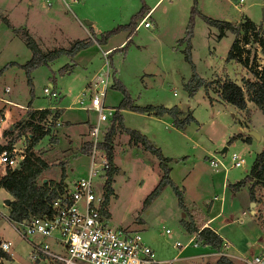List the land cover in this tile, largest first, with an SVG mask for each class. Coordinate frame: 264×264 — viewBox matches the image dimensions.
Wrapping results in <instances>:
<instances>
[{
	"label": "rangeland",
	"instance_id": "1",
	"mask_svg": "<svg viewBox=\"0 0 264 264\" xmlns=\"http://www.w3.org/2000/svg\"><path fill=\"white\" fill-rule=\"evenodd\" d=\"M155 1L0 0V142L7 145L15 139L9 146L16 149L21 160L27 153V138L33 132L26 124L27 110L47 108L49 112L43 118L32 121L47 130L29 149L48 164L37 183L45 179L53 185L62 174L64 184L70 186L88 171L90 157L80 148L89 140L88 130L97 117L95 112L79 108L75 100L83 91L86 96L96 93L100 88L97 79L105 72L109 74L105 107H117L123 97L119 88L111 86L113 76L135 105H177L180 117L189 111L194 118L182 129L173 127L166 114L155 117L118 110L124 128L139 131L168 159L165 165L169 181L145 202L163 173L159 160L115 129L111 143L117 170L111 181L113 194L106 206L107 225L139 233L155 257L171 260L170 264H215L214 257H196L213 248L205 249L201 244L183 248L172 245L176 241L184 245L192 235L183 222L200 226L218 210L222 196L224 212L210 225H222L220 233L234 243V248H222V252L233 254L235 264H247L253 256L264 254V192L252 208L253 215L249 213L250 204L246 205L248 183L236 190L230 185L246 175L261 150L264 117L248 101L241 110L221 101L218 87L225 79L243 87V80H253V71L264 64V53L257 43L259 38L264 39V0H158L149 12L148 27L139 25L132 29L128 25L131 16L141 6L149 8ZM204 17L228 20L238 26L235 53H239L240 60L247 59L245 65L235 59L226 60L234 35L227 30L219 35ZM3 18L12 28L3 23ZM245 20H250L253 28L246 30ZM189 23L190 36L186 40ZM13 28H25L42 51L67 50L75 40L89 43L75 52L59 53L27 71L23 64L31 52ZM108 51L110 65L106 59ZM187 51L190 63L185 60ZM48 86L57 91V98L44 96L43 88ZM187 87L193 88L191 95ZM4 99L29 109L8 105ZM55 112L60 114L59 121L58 116L53 117ZM108 123L109 120L101 122L100 131L104 133ZM248 131L255 132L259 139L249 136L246 140ZM223 147L226 151L221 154ZM233 152L243 158L241 167L227 168L223 173L208 165V159L213 157L227 166ZM100 174L95 178L98 183L104 182V174ZM225 181L230 185L222 194ZM234 192L238 194L230 200ZM4 199L11 197L0 190V202ZM242 209L244 214L240 213ZM6 210L0 206L3 214ZM229 214L235 215L233 222H229ZM231 228L242 231L245 240H238ZM0 240L11 243L8 252L13 257L0 258V264H34L26 242L4 218H0Z\"/></svg>",
	"mask_w": 264,
	"mask_h": 264
},
{
	"label": "trees",
	"instance_id": "2",
	"mask_svg": "<svg viewBox=\"0 0 264 264\" xmlns=\"http://www.w3.org/2000/svg\"><path fill=\"white\" fill-rule=\"evenodd\" d=\"M147 10L148 8H146L144 5L141 6L138 13L135 16H131L128 25L131 26L132 29H134L136 25L135 19L137 17L141 18ZM204 20L209 25L216 27L219 31V35H222L223 31L225 30L230 31L234 35V38L226 55V60L235 59L245 65L247 63V59L240 60L239 53H235V51L238 49V40L236 36L238 32V26H235L233 22H230L228 20H213L207 17H204ZM2 21L7 27L12 28V25L7 19L3 18ZM190 28L191 24L189 23L184 36L186 40H188L190 36ZM244 28L246 30L253 28V23L250 20H245ZM13 30L14 32L20 33V36L25 42V45L31 52L30 58L26 61L25 64H23L24 68L27 71L37 65L45 64L47 61L56 57L59 53H62L64 51L72 53L82 47H85L89 43L88 40H75L67 50H65L64 48H58L53 50L42 51L41 49H39L35 41L30 37L25 28H13ZM107 34L108 33L106 32V34L104 35L106 36ZM257 41L261 52L264 53V39L259 38ZM110 51H108L106 56L109 65L110 62L108 57L111 53ZM185 60L190 63L188 51L185 54ZM253 78V80L244 79L243 87L231 80H223L218 87V96L221 101L228 103L240 110L245 108L246 101H248L252 103L262 113L264 117V64L261 67L256 68L255 71H253ZM111 86L119 88L123 92V97L117 104V107H115L116 111L110 117L108 126L107 128H105L106 130H104L105 132L102 134V139L98 143V148L102 149L105 153L108 165V168L104 172L103 194L100 204V211L106 216L108 215L106 206L108 204L110 196L113 194V190L111 187L112 176L117 170V167L113 162V153L111 146V138L115 132V129L126 133L131 144L140 145L144 150L149 151L151 154L155 155L159 160V167L161 168L163 173L161 175L159 183L148 194L145 199V202L156 194L157 189L160 186L169 181L167 175L168 169L165 165V162L168 159L163 157L159 149L152 146L147 140V138L139 131L124 128L122 126L121 116L118 113V110L126 109L133 112L146 113L155 117H160L163 114H166L170 117L172 126L178 129H182L184 125L194 120L193 116L191 115V113H189V111L185 116L180 117V109L177 105L165 107L162 105L139 106L133 104L128 98V96L124 93L122 84L118 80H116L114 76ZM187 92L188 95H191L193 92V88L187 87ZM48 112L49 111L47 108L38 110H27V114L29 116L28 122L26 124L28 126H31L33 129V132L30 133L31 137L27 138V153L20 160L18 166L13 168H6L4 176L0 178V189L4 190L11 197L8 206L5 207L7 209L6 214L9 221L27 220L33 216H38L43 213H47L50 209L51 201L60 193H62L66 188V184H64L62 179V174L58 182L53 185H50L49 182L42 181L40 182V184H38L37 178L44 170L48 168V164H46L42 159L33 155V153L29 151L31 146L37 143L38 140L47 133V130H43L40 126H38V123L32 121L34 119L35 121L40 120ZM36 114H38V117H35ZM58 114L59 113L55 112L53 114V117H57ZM6 132L7 131H4V133ZM26 136L29 137L28 134ZM238 136H240V134H238ZM248 138L249 136L246 135L245 139L248 140ZM13 141H15V139H12L7 145L0 143V152L4 149L10 148L9 145ZM90 148L91 144L85 142L83 143L80 150L88 154ZM247 183L249 199L251 201H255V190L264 187V135L262 148L258 153L255 154L248 169V172L239 181L231 184L230 187L232 190H236L240 186H243ZM177 195L179 202L181 203L180 196L178 193ZM182 224L189 233L195 234V242L197 244L209 246L213 249L220 248L222 244V239L209 227H197L193 224V222H183ZM0 258L9 260L10 256L8 253L0 249ZM215 264L232 263L227 257L220 256L216 260Z\"/></svg>",
	"mask_w": 264,
	"mask_h": 264
},
{
	"label": "built area",
	"instance_id": "3",
	"mask_svg": "<svg viewBox=\"0 0 264 264\" xmlns=\"http://www.w3.org/2000/svg\"><path fill=\"white\" fill-rule=\"evenodd\" d=\"M75 2V0H72ZM239 3L242 0H238ZM146 12L136 23L148 27ZM108 72L97 79L99 90L89 96L85 91L75 100L81 109L96 113V121L88 130L91 144L89 150L90 164L85 176L74 180L70 186L56 196L50 203L47 213L33 216L27 220L9 221L7 214L0 211V218L8 221L16 234L29 246L30 260L34 264H170L171 260H159L154 251L143 241L139 233L123 229H113L107 225L106 215L100 211L103 184L95 181L108 168L105 153L98 148L102 139L100 123L109 120L115 108L105 107L103 98L107 88ZM44 96L57 98L58 93L53 87L43 88ZM87 102V104H84ZM222 154V153H221ZM20 160L15 148L0 152V178L6 168H13ZM244 164L243 158L236 153L229 155V163L225 166L221 161L211 157L208 165L223 173L227 168H237ZM0 206H4L0 202ZM164 232L168 234V230ZM189 244L197 247L195 234ZM174 247H182L174 242ZM11 243L0 240V249L8 252ZM263 255L253 256L247 264H263Z\"/></svg>",
	"mask_w": 264,
	"mask_h": 264
},
{
	"label": "crops",
	"instance_id": "4",
	"mask_svg": "<svg viewBox=\"0 0 264 264\" xmlns=\"http://www.w3.org/2000/svg\"><path fill=\"white\" fill-rule=\"evenodd\" d=\"M157 1L158 0H156L153 4H152V6L151 7H149L148 8V12H150V10L155 6V4L157 3ZM4 101H6L7 102V104L8 105H12V106H15V107H19L20 109H29V106H22V105H19V104H16V103H14V102H11L10 100H6V99H4ZM252 104V103H251ZM247 105V104H246ZM40 109H43V108H40ZM36 110H38V109H36ZM119 112V111H118ZM59 115L60 114H58V121H59ZM57 124L59 125V122H57ZM1 143V142H0ZM111 146H112V152H113V144L111 143ZM227 180V179H226ZM73 182V181H72ZM237 182V181H236ZM235 183V182H234ZM228 185H230L229 184V182H227V181H225V182H223V184H222V190H221V192H222V194H225L226 192H225V190H223V189H225ZM247 185V184H246ZM1 191H4V190H2V189H0ZM248 191V190H247ZM5 192V191H4ZM263 192H264V187L263 188H261V189H256L255 190V201H251L250 199H249V196H248V194H247V197H246V205H247V203H249L250 204V210H249V213L250 214H255L254 213V209H252L255 205H256V202L258 201H261V199H262V197H263ZM6 193V192H5ZM7 194V193H6ZM238 193L237 192H234V193H231V198H230V200L232 199H234V197H235V195H237ZM7 195H9V194H7ZM225 196V195H224ZM215 198H216V196H215ZM219 201H220V204H219V208H218V210L213 214V215H211L210 217H207L206 219H204L203 221H202V223H201V225L200 226H197V225H195V226H197V227H209L210 229H212L215 233H217L219 236H220V238L222 239V244H221V246H220V248H218V249H215V250H212L211 251V249H210V251H206V252H203V253H198L197 255H196V257H201V258H203V257H214L215 258V262H216V260H217V256H219V255H222V256H225V257H227L230 261H231V263L232 264H235L234 262H233V260H234V255L233 254H230V253H227V252H222V248L224 249V248H234V243H233V245L231 244V242L232 241H230V240H228V238H227V236L226 235H224V234H222V233H220V230L223 228V226L222 225H219L218 227H216V228H214V227H212L210 224L213 222V221H215L217 218H219V217H221L222 216V213L224 212V198H223V200H222V196H220L219 197ZM252 202V203H251ZM244 209H242L241 210V214H244V211H243ZM235 215H233V214H229L228 215V220H229V222H233L234 221V219H232L233 217H234ZM231 231H233L234 232V234L236 235V237H237V239L238 240H240V241H244L245 240V238H244V236H243V233H242V231H239V229H237V230H235L234 228H231ZM193 235V234H192ZM191 235V236H192ZM190 236V237H191ZM189 237V238H190ZM188 238V239H189ZM177 242V241H176ZM187 242H188V240H187ZM185 243L184 244V246H182V247H180V248H183V247H185V246H188L189 245V243ZM174 244V243H173ZM229 244H231V245H229ZM26 245H27V248H28V251H29V246H28V244L26 243ZM173 247H174V245H172ZM204 248L205 249H207V248H211V247H209V246H204ZM226 250V249H225ZM228 250V249H227ZM6 253H8L9 254V256H10V259L9 260H12L13 259V257H12V254L10 253V252H6ZM159 260H166V259H162V258H160ZM40 264H44V261H42ZM204 264H208V262H206V263H204ZM214 264V263H213Z\"/></svg>",
	"mask_w": 264,
	"mask_h": 264
},
{
	"label": "water",
	"instance_id": "5",
	"mask_svg": "<svg viewBox=\"0 0 264 264\" xmlns=\"http://www.w3.org/2000/svg\"><path fill=\"white\" fill-rule=\"evenodd\" d=\"M262 14H264V8L262 9ZM85 23H88V22H85ZM246 135H248V136H254L256 139H259V136H258L255 132H253V131H248V132L246 133ZM225 151H226V148L223 147V148L220 150V153H224ZM42 181L44 182L45 179H43ZM8 203H9V200H8V199H4V200L2 201V204H3L5 207L8 206ZM251 203H252V202H251Z\"/></svg>",
	"mask_w": 264,
	"mask_h": 264
}]
</instances>
